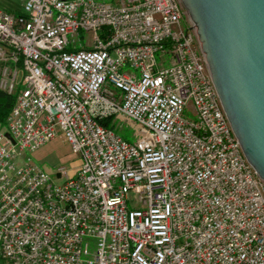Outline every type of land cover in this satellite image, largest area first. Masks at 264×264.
Masks as SVG:
<instances>
[{"label":"built area","instance_id":"2783aa9c","mask_svg":"<svg viewBox=\"0 0 264 264\" xmlns=\"http://www.w3.org/2000/svg\"><path fill=\"white\" fill-rule=\"evenodd\" d=\"M184 15L180 0L0 9V90L15 97L0 130V264H264V182ZM59 134L80 163L53 178L32 154Z\"/></svg>","mask_w":264,"mask_h":264},{"label":"water","instance_id":"95a60500","mask_svg":"<svg viewBox=\"0 0 264 264\" xmlns=\"http://www.w3.org/2000/svg\"><path fill=\"white\" fill-rule=\"evenodd\" d=\"M222 110L264 182V0H180Z\"/></svg>","mask_w":264,"mask_h":264},{"label":"rangeland","instance_id":"374dc122","mask_svg":"<svg viewBox=\"0 0 264 264\" xmlns=\"http://www.w3.org/2000/svg\"><path fill=\"white\" fill-rule=\"evenodd\" d=\"M25 0H0V9L6 10L11 13L18 14L21 11L22 3ZM102 3H118L119 0H97ZM185 12V11H184ZM184 21L187 23L190 22L188 16L184 15ZM78 37L74 38L77 44V48H82L85 46V40L89 39V35H83L79 33ZM83 37V39H82ZM160 54H156V61L159 62ZM168 60L169 57L167 56ZM164 67H168V64H165ZM188 115V114H187ZM190 118L191 115H188ZM113 125L114 131L125 141L133 143L135 141V133L133 125L128 122L124 117H119L115 121L111 122ZM0 130L5 132V127L0 126ZM32 160L35 165L41 168L46 174L55 178L56 170L60 167H64L67 175L72 176L77 169L80 161L79 157L74 154L71 150V147L68 145L64 137L59 134L57 138L52 141L47 142L41 146L37 151L32 154ZM58 183L63 182V179L57 180Z\"/></svg>","mask_w":264,"mask_h":264},{"label":"trees","instance_id":"16d2710c","mask_svg":"<svg viewBox=\"0 0 264 264\" xmlns=\"http://www.w3.org/2000/svg\"><path fill=\"white\" fill-rule=\"evenodd\" d=\"M15 103V97L12 95H8L5 92L0 90V126H4L6 119L11 112L13 106ZM112 117H109L107 119H103L100 121V124L103 127L113 128V125H111Z\"/></svg>","mask_w":264,"mask_h":264},{"label":"crops","instance_id":"0c3cea01","mask_svg":"<svg viewBox=\"0 0 264 264\" xmlns=\"http://www.w3.org/2000/svg\"><path fill=\"white\" fill-rule=\"evenodd\" d=\"M79 166V165H78Z\"/></svg>","mask_w":264,"mask_h":264}]
</instances>
